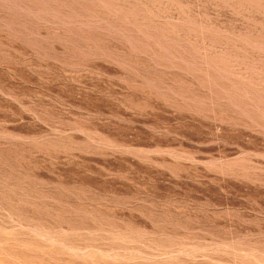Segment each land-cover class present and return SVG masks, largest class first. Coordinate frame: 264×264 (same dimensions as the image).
<instances>
[{
    "label": "rangeland",
    "instance_id": "obj_1",
    "mask_svg": "<svg viewBox=\"0 0 264 264\" xmlns=\"http://www.w3.org/2000/svg\"><path fill=\"white\" fill-rule=\"evenodd\" d=\"M0 264H264V0H0Z\"/></svg>",
    "mask_w": 264,
    "mask_h": 264
}]
</instances>
